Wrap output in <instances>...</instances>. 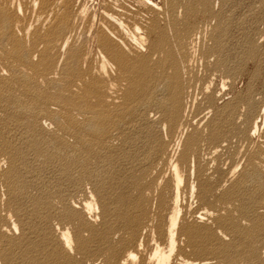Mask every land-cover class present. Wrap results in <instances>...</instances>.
<instances>
[{"label": "rangeland", "instance_id": "374dc122", "mask_svg": "<svg viewBox=\"0 0 264 264\" xmlns=\"http://www.w3.org/2000/svg\"><path fill=\"white\" fill-rule=\"evenodd\" d=\"M117 2L125 5L132 13H136V21L140 24L146 18L154 16V14L150 16V12L144 7L145 3L157 5L155 19L166 34L169 46L165 48H169L174 61L166 57H164L166 60L162 57L148 61L149 86L146 97H151L148 99H151L152 104L147 106L146 111L141 108L142 95L138 83V67L142 54L129 55L127 63L129 67L121 70L115 67L112 72L108 70V79L113 85L110 88L114 92L112 96L115 100L112 98L113 102L104 106L110 115L108 114V120L103 122L106 128L102 140H99L98 133L90 130L85 123L86 118L89 120L92 117L87 107L66 105L68 97L72 99L77 93L78 96L82 93L78 91V87L77 89L72 87L71 90L66 86L67 75H61L62 64L59 66L60 70L51 75V78L43 77L37 69H31L27 63H18L7 57L5 51L10 49L9 46H5L7 47L5 49L0 44V80L6 81L0 84V230L3 228L0 231L3 234H0V250H2L0 264H11L15 259L14 264H34L35 261L37 264H68L73 261L70 262L73 264L82 260L79 255H71V260L65 258L68 263L65 259L52 260V262L49 260V262L44 252L47 247L59 252L62 249H60L62 244L59 241L58 244L54 237L57 228L69 229L70 233L80 229L83 233L82 224L89 216L84 212L82 204L89 199L91 193L95 195L100 205L103 203L101 206H104L102 199H105L104 194L108 190V154L113 152L115 159L125 157L122 166L124 174H127L129 168L127 159L132 152L138 146L152 140V137H157L156 134L159 133L154 126L158 120L155 121L148 115L168 103L169 85L174 80L175 67L178 82H181L182 87H188L194 98L193 115L195 116L188 131L182 136L178 154L183 152L187 139L195 131L202 133L216 111H220L224 103L233 96L248 93L253 97L254 105L258 108L257 103L264 102V0H82V7L87 13L97 14L105 3L116 7ZM29 18L32 20L30 21ZM34 24H36L34 17L25 14L26 28L28 29L29 26L31 27L29 31H32ZM22 35L19 37L22 38L26 49L32 51L31 39ZM80 39L88 53V61L92 62L90 65L86 62L84 68L91 69L95 66L93 59L96 57L94 56L96 49L91 42L84 43L86 42L84 37L81 36ZM196 41H203L205 47L197 50L201 52V57L205 58L197 55L189 59L187 48L191 47V42ZM35 61L37 62L36 59L33 62ZM183 69L185 74L182 72ZM22 81H29L27 87L31 88H26ZM78 83L75 81L74 86H79ZM64 84H66L65 88ZM211 101H214V104H211ZM37 105H42L43 109L39 114L40 120L38 119L35 131L31 132L29 129L33 115L31 113L36 110ZM148 110L150 113L147 112ZM207 111H211L210 114ZM238 125L242 134L234 132L228 134L227 142H224L226 146L219 148L218 151H213L217 143L206 138L204 131L202 141L195 148L194 155L189 158L190 163L195 165L197 170H206L207 174L200 177V181L210 178L213 184L221 186L217 189L218 192L216 190L208 199L209 204L205 208L212 215L204 218L201 223L203 230L198 240L200 249L196 246L198 250L191 248L187 251V257L191 260L207 259L214 264H264V125H261L259 131L251 132L250 142L245 140L250 120L244 117L239 120ZM148 126L154 127V132L147 133ZM173 132L163 141L162 150L168 151L180 138L175 130ZM146 136L147 138L149 136V139H146ZM114 167H117V164ZM255 167L258 177L251 179V182L248 181L243 190L230 194L234 191L233 188L240 176ZM115 173L118 174V168L115 169ZM8 214H11L14 223L17 222L20 231L13 230L12 222L6 217ZM186 219L191 220L188 216ZM2 225H6L5 229ZM40 229L42 230L39 231ZM12 249H16V252L11 251ZM28 253H31L30 256Z\"/></svg>", "mask_w": 264, "mask_h": 264}, {"label": "bare ground", "instance_id": "6f19581e", "mask_svg": "<svg viewBox=\"0 0 264 264\" xmlns=\"http://www.w3.org/2000/svg\"><path fill=\"white\" fill-rule=\"evenodd\" d=\"M82 5V0H0V44L3 45L4 48L5 46H9L10 49L8 48L9 50L5 51L7 57L9 56L18 63H27L29 67L31 66V69H37L38 72L43 75V77H50L51 75L56 74V71L60 70L59 66L62 64L61 75H67V77L65 76L67 79V85L64 84V88L65 85L69 87V89L72 87L77 89L78 87V91L82 93L79 96L77 95L79 93H77L76 97L73 98V96L72 99L71 97H68L69 99H66L67 101L65 102L66 105L69 106V104H75L78 106L87 107L90 110L92 117L91 119L89 118V120L86 118L85 123L88 128H90V130L92 129L93 132L95 131L98 133L99 140H102L105 135L106 128V126L104 128L103 122L108 120L110 115L104 106L106 103L113 102L112 98L115 100L114 96H112L114 92L110 88L113 85L108 79V70H110L109 72H112V70H115V67H117L118 70L124 69L128 66L127 63L129 55H132L133 53L142 54V59L141 62H139L140 65L138 67V83L141 87L140 94L142 95L141 108H143L142 110L146 111L147 106H149L150 103L152 104L151 99H148L150 96L146 97V92L148 91L149 86V64L147 63L148 61H154L157 58L162 57L163 59L166 57L172 60L173 55L169 48H165L169 44L168 39L165 32L160 29L155 19L157 5L145 3L144 7L150 12V16L151 14L152 16L154 14V16L152 18H146L144 21L142 20L143 23L141 24L137 23L136 21L137 14L132 13L128 8L125 7V5L121 3H118L116 7H112L111 5L105 3L97 14L87 13ZM25 14H28L31 17L33 16L35 19L36 24H34L35 26L32 31H29V28L31 27L27 26V29L24 25ZM29 20L31 21L32 19L29 18ZM19 35L31 39L33 44L32 51L26 49L25 44ZM81 36L84 37V40H86L84 43L89 41L96 49V53H94L96 54L94 55L96 57L93 59L95 66L87 70H85L84 64L88 62L90 65L92 62L91 60L88 61L89 56L86 52L83 42H81ZM203 47H205L203 41H196L195 43L191 42V47L187 48L186 51L187 55H189L188 58L190 59L192 56L195 58L197 55L201 57L202 54H200L201 52L198 51L197 48L201 49ZM34 59H36L37 62L35 61L34 63ZM13 60H11V62ZM173 61L174 60H172V62ZM174 69L175 77L169 85L170 96L168 98V103H166L163 107H158L157 105L158 109H161L157 111L154 110L153 114H151L149 110L147 111L150 113L148 116L154 118L155 121L158 120L154 127L159 134H156L157 137H152V140L150 141H144L145 143H143L140 147L138 146L137 149V146L135 148L133 147L136 150L132 152L131 156H129V159H127L128 162L126 161L127 165L129 166V168L125 166L128 168L127 174H124V168L122 166L125 157H123L124 159H115L114 155L112 154L113 152L108 154V190L106 191V194H104L105 199L101 198L102 201L104 200V206H101L103 203L100 205L99 201L92 193L89 195L88 200H85L84 202L82 201L84 212L87 214V216H89L88 219H84L82 224L84 227L83 233L82 231L80 232V229L75 232L73 231L74 233L72 232V234L70 233L69 229L57 228V231H54L56 233L54 237L56 238L57 243L59 241L62 244V247H60V249H62L59 252L55 249H52L51 247H47L44 253L45 256L48 257V261L51 260L52 262V260L57 259L64 260L65 258L68 260L70 259L71 255H79L82 260L80 262L76 261L77 263L73 264H214L211 263V261H207V259L200 261L191 260L187 257V251L191 248L195 249L196 246H199L198 244L200 241L198 242V240L200 233L202 234L203 230L201 229V223L203 220H205L204 218L212 215V213L205 207L209 204L208 199H210L214 195V192H216V190L221 186L215 183L213 184L210 178L200 181V177L207 174L206 170H197L196 166L190 163L189 158L194 155L195 148L199 142L202 141V133L204 131L207 135L206 138H209L217 143L213 151H218L219 148L226 146L224 145V142H227L228 134L231 132H234L235 134H242L238 122L244 117L245 119L248 118L250 120V125L247 127V131L245 133V140L250 142L251 132L259 131L261 125H264V102L261 104L257 103L259 105L258 108L254 105L253 97L248 93L233 96L231 100L224 103L220 111L215 110V116L212 117L209 122H207L202 133L195 131L187 139V142L185 141L186 143L184 144L185 148L183 152L178 154L181 147L180 143L182 136L188 131L187 129H189L191 126L195 116L193 115L194 98L188 90V87L184 88L180 85L181 82H178L177 68L175 67ZM182 72L184 73L185 69H183ZM16 75L18 76V74ZM2 81L4 80H0V84H4V82H6L4 81L2 83ZM75 81L79 82V86H74ZM22 82H24L26 88H31H29V86L27 87L29 81ZM63 100L64 98H62L61 101ZM211 104H214V101H211ZM20 105H22V103ZM42 109V105H37L36 110H33V112L31 111L32 113L30 112L33 114L31 115L32 120L30 121L31 123L29 125L31 132L35 131L34 129L37 126L39 114L42 112ZM243 109L244 111H242ZM210 112L211 111H209L208 114H210ZM40 124L42 123L40 122ZM154 127L148 126L146 129L147 133L154 132ZM174 130L180 138L178 137V141L175 144L173 143L174 145H172L170 149L167 147L169 149L168 151L162 150L164 145L163 141L167 140L170 133H174ZM146 139H149V136L148 138L146 136ZM60 147H62V145ZM74 160L75 159H73V161ZM115 164H117V167H114ZM62 168H64V166ZM116 168H118V174L115 173ZM255 177H258L256 167L252 168L246 173H243L236 182L233 188L234 191H232L230 194H235L240 190H243V187L246 188L245 186L247 182ZM19 213H21V211ZM187 216L189 219H191L190 221H187ZM6 217L12 222L11 226L14 228L13 230L20 231L18 224L16 225L17 222H13L11 214H8V216L6 215ZM24 217L26 218V216ZM79 226H81V224ZM41 230L42 229L39 231ZM0 234L3 235L1 232ZM44 238L46 240L45 236ZM44 238L42 239L44 240ZM34 241L33 243H35ZM14 243L16 244L17 242ZM40 244L41 243H39V245ZM28 248L29 247H27V249ZM198 249L200 248L198 247ZM15 250L12 249L11 251L16 252ZM24 250L23 253L25 252ZM201 251H203V249ZM201 251L198 252L201 253ZM15 256L16 254L14 255V258ZM3 260V262H5V259ZM9 261L11 260L9 259ZM29 261L32 260L29 259ZM14 262L11 264H14ZM66 262L68 263V261ZM70 262L68 264H70Z\"/></svg>", "mask_w": 264, "mask_h": 264}]
</instances>
